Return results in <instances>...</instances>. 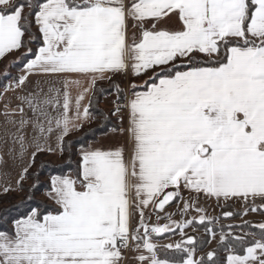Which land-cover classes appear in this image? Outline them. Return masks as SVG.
Returning a JSON list of instances; mask_svg holds the SVG:
<instances>
[{
    "label": "snow or ice",
    "instance_id": "6c2138e0",
    "mask_svg": "<svg viewBox=\"0 0 264 264\" xmlns=\"http://www.w3.org/2000/svg\"><path fill=\"white\" fill-rule=\"evenodd\" d=\"M16 53L20 74H6L0 100L17 185L37 155L62 156L65 139L95 118L98 81L127 85L113 87L114 142L81 146L76 169L49 178L54 206L0 229V264H125L126 252L136 264H264V223L231 237L243 254L229 247L205 261L183 231L204 215L176 223L181 242L163 247L179 259L160 258L153 239L170 225L145 217L151 207L172 221L159 213L174 202L182 216L203 213L201 198L264 214V0H0V60Z\"/></svg>",
    "mask_w": 264,
    "mask_h": 264
},
{
    "label": "trees",
    "instance_id": "16d2710c",
    "mask_svg": "<svg viewBox=\"0 0 264 264\" xmlns=\"http://www.w3.org/2000/svg\"><path fill=\"white\" fill-rule=\"evenodd\" d=\"M33 35L34 37L38 36V33H36L35 29H33ZM39 43L40 41L37 39L36 43L29 45V47H31L33 51H35ZM19 55L20 54H18V57ZM11 56L12 55H9L8 57L12 59ZM18 57L15 59L13 58L12 60L13 62L7 61L5 65H9L11 63L17 65L19 62ZM2 61L3 60H0V63ZM15 68L17 69L16 74L15 75L12 74V76H18L17 71L19 70V68L18 66ZM135 82L142 83V81L139 80ZM120 84L121 81L119 80L118 76L115 77L112 83L106 81L96 84L95 86L96 93L93 98L92 111L94 113H97V115L91 122L85 124L82 131H78L79 133L74 132L80 135H76L77 137L70 138V136L73 134L72 133L70 136H68L65 139V149L62 155V161L60 163L42 161V158L47 155L46 153L37 155L35 161V169L34 170L30 169L28 172V178L34 179L33 184L31 186H24L23 181H21V183L17 185V188L24 190V195L22 196V198L18 200L13 199V197H15L13 191H8L7 193L5 192L0 193V229L11 231L13 227L12 221L15 219H19L22 216H25L26 214L29 213V211L32 208H35L37 206H40L41 208L44 207L52 208L54 206L52 203L39 198L40 193L44 191H48L50 176L67 174L69 171H74L76 169L77 161L79 159V154L77 152L78 148H80L81 146H87L90 142L96 140L97 137L100 136L101 134L109 132L111 128L119 127L116 117L110 115V112L113 109H111L108 112V114L104 113V111L99 107V104L103 96L109 94H115L113 92V87L114 85H120ZM6 85L7 84L5 82L3 83L0 81V90ZM37 174L39 175L37 176ZM34 185L35 187H33ZM224 212H232L234 214L232 217H229V219L237 218L240 215V212L234 210L233 207H231L230 203H225L219 208L216 218L212 219L213 220L212 224L208 225L207 220H205L204 225L197 223L195 228L196 230L200 231V234L194 237L196 251H204V249L208 245L210 239V233L207 232L205 225H207V227H211L215 232H219V231L224 232L228 229L227 225L224 224L214 225L215 219H220V220L224 219L222 217V214ZM174 223L170 222L168 224L173 229V231L163 233L160 236H154L153 238L161 239L174 235V233L177 232L176 225L175 227H172ZM258 225H259L258 221L255 222L248 221L242 224H233L231 227L248 230L249 232L259 233L260 230L258 228ZM232 236H242V235L241 234L229 235V238L227 240H225L224 242L221 241L218 242L215 248L213 249L217 254L216 259L218 261H221L224 258H226V253H227L226 249L229 247H233L235 249L236 254H242L241 246L231 238ZM251 238H252L251 236L248 237V239ZM180 256L181 253L176 252L175 249H171L166 253L159 254L160 258H168V259H179ZM201 257L205 258V261H207L206 253H204Z\"/></svg>",
    "mask_w": 264,
    "mask_h": 264
},
{
    "label": "rangeland",
    "instance_id": "374dc122",
    "mask_svg": "<svg viewBox=\"0 0 264 264\" xmlns=\"http://www.w3.org/2000/svg\"><path fill=\"white\" fill-rule=\"evenodd\" d=\"M25 11H27V9H25ZM18 54L19 53H16L14 55H12V59L11 58H7L6 60H3L1 63H0V81L1 82H5L6 84L9 83V80L5 79V76L6 74L7 75H15L16 74V68L13 67L14 64H9V65H5L8 62H11L13 60V58H17L18 57ZM13 62V61H12ZM119 77V80L121 81V84L120 86L121 87H126L127 85V78L124 77V76H118ZM115 96V94H114ZM105 97V96H103ZM103 99V98H102ZM116 99V97H115ZM102 102V100H101ZM101 102L99 104V107L104 111V113H107L113 109L115 107L114 103L109 106V107H105V106H102L101 105ZM96 121H97V118H96ZM79 133V132H78ZM78 133H73L70 138H73V137H77L76 135H80ZM77 152H79V148L77 149ZM42 161H50L52 163H60L62 161V156L59 154L56 155V156H44L42 158ZM35 169V164L34 166L31 168V170H34ZM33 180L34 179H30V178H27L25 180H23V183H24V186H31L33 184ZM37 180V179H36ZM15 197H13V199H20L22 198V196L24 195V190H21L19 188L15 189V191H13ZM41 194H39V198L42 199L41 197ZM183 198L185 200H188L189 197H188V194L187 193H183ZM44 200V199H42ZM46 201V200H45ZM48 202V201H47ZM227 203H230L231 204V207H233L234 210H237L240 212V215L237 217V218H232V219H229V217H225L223 214H222V217L224 218L223 220H220V219H215L214 220V225H221V224H224V225H227L228 229L226 231H219V232H215L216 235L215 237L213 238L210 234V239H209V242H208V245L206 246V248L204 249V253H208L209 251H213V249L215 248V246L217 245L218 242L221 241L220 237H221V234H230V235H244L245 233H248L249 231L248 230H244V229H237V228H232L231 226L233 224H242V223H245V222H255V221H258V224H261V223H264V214H261L260 212H256V213H253L251 212L250 210L248 211V213L245 215L244 214V206H243V203L240 202V203H237L236 205H234V202L232 201H228ZM225 204V203H224ZM222 204V205H224ZM218 206L216 209L215 208H212L211 205L208 206V202L206 201V199H203L201 198V200L199 201V206L201 208L204 209V212L203 213H197L195 212L194 210H189V212L186 214V215H181V210H182V207L183 205H180V206H177L178 208H172L171 206H168L167 207V212H161L159 213L160 217H163V216H166L168 213H175V215L172 216V221H169V220H166V219H158V216L155 214V217L160 221V222H164V223H169V222H175L172 227H175L176 223H180V224H183L185 221H188V220H199V217L200 215H204L206 217L205 220L208 221L209 218L211 219H214L216 218L217 216V213H218V210L219 208L222 206ZM257 206H259V202H257ZM256 218L258 220H256ZM177 229V228H176ZM177 232L174 233V235H176V239H177V243H180L181 240H182V235L179 231V229L176 230ZM184 233L187 235V236H192V237H195L196 235L200 234V231L196 230V228H193V227H185L184 228ZM197 252V251H195ZM201 252V251H200ZM195 254V253H194Z\"/></svg>",
    "mask_w": 264,
    "mask_h": 264
},
{
    "label": "crops",
    "instance_id": "0c3cea01",
    "mask_svg": "<svg viewBox=\"0 0 264 264\" xmlns=\"http://www.w3.org/2000/svg\"><path fill=\"white\" fill-rule=\"evenodd\" d=\"M130 31H131V29H130ZM19 74L20 73L18 70L17 75H19ZM106 81L107 80L98 81L97 83L106 82ZM73 94H75L74 91H73ZM10 97H11V94H9L7 97H5V99L7 100ZM114 100H115L114 94L106 95L105 97H103L101 105L105 106V107H109L113 104ZM3 103H4V101L0 100V157H2V159H3V162L0 163V193L4 192L3 189L5 187H9L11 189L10 191H15V189H17V179H18L19 174L21 172V161L18 159H14L13 155L9 153V149L13 148L14 145L12 144L11 139L7 135V131L9 129L5 125V117L3 115V110H4L3 109ZM16 104H17V101L15 99H12L11 100L12 107H15ZM14 118L17 120L19 119L18 116L14 117ZM30 132H31V129H26V134H30ZM112 135L113 134L110 131L106 132V133L98 136L97 139L92 141V142L103 140L105 143H112V142H114L112 139H110V137ZM49 143L52 145V147H55L56 146L55 145V138L53 137ZM16 147H18V146H16ZM45 153L47 154V156H56L58 154V151L55 154L48 153V152H45ZM185 193H187V192H185ZM41 197H42V199L52 203L47 198V191L42 192ZM203 199H205V198H203ZM206 201L208 202V206L211 205V207L215 208V209L218 206L225 203L223 199H221L220 201H217L216 198H209V199H206ZM229 201L234 202V205L241 202L239 200H229ZM180 205H182V203H179V204L173 203L171 207L172 208H178L177 206H180ZM150 213H152L151 207L149 209H147L146 213H145V217L148 220L149 224L159 223L161 226H163V225H167L170 223V222L169 223L168 222L162 223L155 217V214L149 215ZM256 220H258V219L256 218ZM138 222H139V217L134 216L133 220H132L133 227H135L138 224ZM176 237H177L176 235H172V236H168V237L161 238V239H154L153 238L154 242L158 245L159 254L166 253V252L170 251V249H166L163 246L168 245V244L175 245L177 243ZM204 252L205 251L195 252L194 258L198 260L204 254ZM228 254L229 253L227 252L226 256ZM125 257H126L125 264H136V262L133 260V253L132 252H126Z\"/></svg>",
    "mask_w": 264,
    "mask_h": 264
},
{
    "label": "flooded vegetation",
    "instance_id": "af4514ba",
    "mask_svg": "<svg viewBox=\"0 0 264 264\" xmlns=\"http://www.w3.org/2000/svg\"><path fill=\"white\" fill-rule=\"evenodd\" d=\"M168 225V224H167Z\"/></svg>",
    "mask_w": 264,
    "mask_h": 264
}]
</instances>
